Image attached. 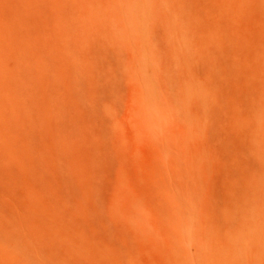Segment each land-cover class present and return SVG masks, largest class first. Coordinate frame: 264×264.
<instances>
[{
	"label": "bare ground",
	"instance_id": "6f19581e",
	"mask_svg": "<svg viewBox=\"0 0 264 264\" xmlns=\"http://www.w3.org/2000/svg\"><path fill=\"white\" fill-rule=\"evenodd\" d=\"M125 54L134 109L158 153L141 162L140 192L129 170L113 179L107 167L117 118L101 79L114 83ZM228 90L230 165L214 201L221 167L193 141ZM176 107L180 141L160 127ZM262 258L264 0H0V264Z\"/></svg>",
	"mask_w": 264,
	"mask_h": 264
},
{
	"label": "rangeland",
	"instance_id": "374dc122",
	"mask_svg": "<svg viewBox=\"0 0 264 264\" xmlns=\"http://www.w3.org/2000/svg\"><path fill=\"white\" fill-rule=\"evenodd\" d=\"M195 2L200 7L202 6L203 2L209 4L213 3V0H195ZM201 12L202 14L204 13L203 9L201 10ZM225 29L230 30L229 27H226ZM243 32L244 31H242L241 34L248 35L246 32ZM223 44L226 47L229 46L226 42H224ZM128 56V54H125L122 65L115 64L112 67V74L115 75L116 78L114 83L112 78L106 73H104L103 78L101 79V84L104 85L105 88L109 91V93L106 94L103 100L106 104H110L112 106L115 117L117 118L114 125L108 123L109 125L107 126V134H109L110 138V141L107 144L108 153L110 154L108 155V157L111 156L114 160V164L107 165V167L110 169V176L113 179L116 178L118 168L129 170L128 172H131V175L133 177L132 179L135 181L133 183L137 187V190L140 192V180L146 178L144 172L145 170L142 167L143 160L146 157L156 160L158 159V153L153 143L145 140V131L144 129H142L137 118V113L134 109V93L136 90L135 85L130 81L128 72H126L125 68H123V65L129 60ZM217 69L226 73L229 72V69L222 67L221 65H218ZM199 72L203 73V70L200 69ZM107 77L111 78H109V83H106L104 80ZM226 85V83H221V86ZM250 86L252 89L255 88V84L253 83H251ZM167 89L170 92H173L171 86H167ZM221 100L225 104L221 109V113H219L215 108L211 109V123L203 128L202 133L195 138L198 142H196V140L193 141L195 144L197 143L198 145H202V147H204L205 153L208 158L212 159V164L214 167H221V176L217 178L214 188H211L210 190L214 201H218L221 199V184L226 174L225 167L226 165H230L228 149L231 146L232 138L227 139V128L231 114V107L235 103H237L231 98L229 90L221 94ZM238 104L241 108V114L245 116L248 112L247 104L241 99L238 100ZM167 121L168 122L160 123L161 133L167 137H173L178 141L182 140V137L186 132V126L184 125L186 124V121L182 116V111H180L178 107L174 108L170 112ZM122 136H124L126 139L124 137L122 138ZM121 139L126 140L125 143L124 141H121L122 143L119 142ZM179 146H182L187 151L193 150V145H191L190 143L181 145L179 142L177 143V147L180 149ZM134 152L136 153L134 154ZM135 155L137 156L136 158ZM237 165L239 164L235 163V170L238 172V174H240V167H237ZM103 182L106 186L110 185L105 179H103ZM109 233L111 235H115L114 227H109Z\"/></svg>",
	"mask_w": 264,
	"mask_h": 264
},
{
	"label": "snow or ice",
	"instance_id": "6c2138e0",
	"mask_svg": "<svg viewBox=\"0 0 264 264\" xmlns=\"http://www.w3.org/2000/svg\"><path fill=\"white\" fill-rule=\"evenodd\" d=\"M5 264H13V262L5 261ZM124 264H128V262H124ZM132 264H137V262H132ZM177 264H183V262H177ZM260 264H264V258L261 259Z\"/></svg>",
	"mask_w": 264,
	"mask_h": 264
}]
</instances>
